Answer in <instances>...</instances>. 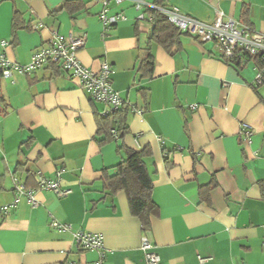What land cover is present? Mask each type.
I'll list each match as a JSON object with an SVG mask.
<instances>
[{"label":"crops","instance_id":"0c3cea01","mask_svg":"<svg viewBox=\"0 0 264 264\" xmlns=\"http://www.w3.org/2000/svg\"><path fill=\"white\" fill-rule=\"evenodd\" d=\"M164 5L206 22L218 10L264 34V0ZM109 9L123 18L103 25L101 4L89 0H0V54L27 67L53 31L83 36L77 58L94 71L106 61L112 88L129 106L116 114L125 119L123 135L99 143L97 119L108 106L92 101L59 65L0 74V204L14 198L13 177L36 188V170L71 189L64 197L37 189L36 207L21 199L0 216V264H96V250L75 245L77 230L102 235L104 264H148L143 235L158 264H199L198 255L210 257L206 264H264V81L255 80V58L233 66L215 42L185 33L169 52L150 40L146 9L142 18L130 0L110 1ZM148 51L151 74L140 68ZM120 144L151 150L145 162L157 210L146 230L122 191H102L103 172L113 174L124 157ZM52 220L71 229L58 231Z\"/></svg>","mask_w":264,"mask_h":264},{"label":"built area","instance_id":"2783aa9c","mask_svg":"<svg viewBox=\"0 0 264 264\" xmlns=\"http://www.w3.org/2000/svg\"><path fill=\"white\" fill-rule=\"evenodd\" d=\"M99 2L101 10L98 18L103 25L116 24L123 18L122 13H111L109 10L110 1L116 4L123 0H89ZM134 8L140 11L139 17H143V11L147 8H154L165 15L168 21L176 26L180 31L185 32L200 41H213L220 50V56L229 60H240L242 63L248 59H257L256 82L258 84L264 81V34L252 29L248 25H241L239 21L232 17H225L221 11L216 10L214 18L209 21H202L192 16L182 14L175 7H157L148 4L145 0H130ZM83 36L62 35L53 31L46 45L40 46L32 55L30 64L21 66L0 54V74L9 77L12 70L23 72L27 68L39 67L42 65L55 64L68 74L69 78H76L77 86L86 92L92 101L104 103L108 108L100 113L102 116L115 113L127 102L121 98L111 86L110 67L106 61H101L100 68L97 71L84 67L76 56L77 51L84 45ZM2 44H7L2 41ZM141 114V109L134 110ZM241 132L245 138L251 136L249 125L243 124ZM111 133L117 138L115 130ZM137 143L138 134H134ZM138 145V143H137ZM37 187H26L18 178L13 177L12 191L14 198L11 202L0 204V216L4 217L17 206L21 199H25L31 207H36L39 203L35 198L37 189L50 190L58 197H64L71 193V189L62 188L59 179H49L41 171H34ZM50 225L58 231H68L71 229L69 224L60 223L52 220ZM75 245L80 250H96L98 259L96 264H104V255L107 249L104 247L103 237L100 233L77 230L72 233ZM141 249L145 254L148 264H158L159 255L155 252L153 244L142 236ZM210 257L197 256L199 264H206Z\"/></svg>","mask_w":264,"mask_h":264},{"label":"trees","instance_id":"16d2710c","mask_svg":"<svg viewBox=\"0 0 264 264\" xmlns=\"http://www.w3.org/2000/svg\"><path fill=\"white\" fill-rule=\"evenodd\" d=\"M153 5L161 8L167 7L164 5V0H155ZM146 11L151 22L150 40L162 45L169 52L177 48L179 46V36L185 32L180 31L176 26L171 24L159 10L147 8ZM18 22L19 17L15 11L12 17L13 31L19 28ZM223 59L233 66H240L242 64L240 60ZM255 60L256 64H259L257 59ZM140 66L147 74H151L153 70V56L149 51L140 61ZM128 109L129 106L124 104L115 113L99 116L97 119L99 125L98 133L103 136L99 140V143L117 139L123 135L127 130L125 119H121L116 114L127 112ZM112 128H114L113 130H115L117 138L111 133ZM118 150H124V157L116 165L113 174L103 172L101 177L102 191L105 195L111 197L117 192L122 191L125 194L131 215L135 216L139 220L141 228L146 230L150 226L151 217L157 210L151 198L153 188L151 173L145 162V158L151 154V150L149 147L141 149L128 148L122 144L118 146ZM165 160L167 159L165 158ZM201 191H204V189H201Z\"/></svg>","mask_w":264,"mask_h":264}]
</instances>
